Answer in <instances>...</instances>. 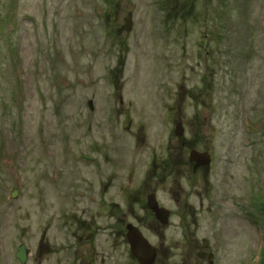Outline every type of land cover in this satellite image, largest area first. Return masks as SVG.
Wrapping results in <instances>:
<instances>
[{"label":"rangeland","instance_id":"obj_1","mask_svg":"<svg viewBox=\"0 0 264 264\" xmlns=\"http://www.w3.org/2000/svg\"><path fill=\"white\" fill-rule=\"evenodd\" d=\"M207 4L0 0V264H140L128 223L153 264H264V0Z\"/></svg>","mask_w":264,"mask_h":264},{"label":"water","instance_id":"obj_2","mask_svg":"<svg viewBox=\"0 0 264 264\" xmlns=\"http://www.w3.org/2000/svg\"><path fill=\"white\" fill-rule=\"evenodd\" d=\"M88 106L90 109L93 108L91 101H88ZM130 124L131 117L129 115V111H127L125 113L123 128L128 129ZM142 129L143 128L141 127L139 132H141ZM182 132L183 128L181 123H177L174 130L175 135L181 136ZM210 160V155L206 151L191 150L189 153V161L194 163L193 171H196V169L200 166L209 165ZM16 195V189H11L10 197L15 198ZM178 197V193H174V198L178 199ZM147 206L153 211L155 218L162 225H166L168 223L170 212L168 209L159 206L155 193H153V195L149 194L147 196ZM126 228V238L129 243L131 254L140 264H153L157 255L156 248L148 242L139 228L132 224H127ZM29 252L30 250L26 247V245L23 242H20L15 252V257L18 262H20V264L26 263Z\"/></svg>","mask_w":264,"mask_h":264},{"label":"flooded vegetation","instance_id":"obj_3","mask_svg":"<svg viewBox=\"0 0 264 264\" xmlns=\"http://www.w3.org/2000/svg\"><path fill=\"white\" fill-rule=\"evenodd\" d=\"M152 165H153V161H152ZM153 193H155V192H153V189H151L150 193L146 194V197H145L146 207H147L148 210L150 211V216H151V217H153L154 214H153V211H152L151 209H149V207L147 206V196H148L149 194H152V195H153ZM155 195H156V193H155ZM178 195H179V194H178ZM156 199H157V196H156ZM137 219L139 220V217H138ZM132 225H133V224H132ZM134 226L137 227V228L140 227V226H138V225H134ZM139 229H140V228H139ZM140 231H141V229H140ZM142 234H143V232H142Z\"/></svg>","mask_w":264,"mask_h":264},{"label":"trees","instance_id":"obj_4","mask_svg":"<svg viewBox=\"0 0 264 264\" xmlns=\"http://www.w3.org/2000/svg\"><path fill=\"white\" fill-rule=\"evenodd\" d=\"M205 1H206V6L205 7H206V10H208V4L207 3H208L209 0H205Z\"/></svg>","mask_w":264,"mask_h":264}]
</instances>
